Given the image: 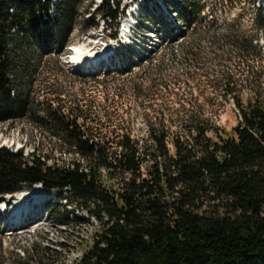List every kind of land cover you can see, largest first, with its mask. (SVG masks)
Returning <instances> with one entry per match:
<instances>
[{
  "label": "trees",
  "instance_id": "16d2710c",
  "mask_svg": "<svg viewBox=\"0 0 264 264\" xmlns=\"http://www.w3.org/2000/svg\"><path fill=\"white\" fill-rule=\"evenodd\" d=\"M81 1L0 0V123L36 116L41 129L58 137L30 154L26 144L16 151L0 146V202L10 205L39 184L60 191V200L74 198V210L89 216H76V223L92 218L99 228L73 264H264V75L257 65L264 45L258 34L244 33L236 20L222 32L211 24L192 27L201 8L199 0H186L177 47L147 56L145 65L138 60L139 72L121 88L111 78L112 110L92 111L76 99L66 110L47 102L36 111L28 78L43 56L65 52ZM99 12L115 25L119 9L110 0ZM93 21V15L86 19ZM256 27L264 30L260 8ZM24 45L41 50L35 65L19 55ZM130 63L119 74L132 73ZM197 81L210 89L201 91L208 109L193 99L188 84ZM243 85L249 86L246 100ZM125 91L143 110V137L118 114ZM218 99L232 100L238 111L230 131L220 125ZM58 153L76 161L57 164ZM50 255L49 246L34 244L19 263L44 264Z\"/></svg>",
  "mask_w": 264,
  "mask_h": 264
},
{
  "label": "rangeland",
  "instance_id": "374dc122",
  "mask_svg": "<svg viewBox=\"0 0 264 264\" xmlns=\"http://www.w3.org/2000/svg\"><path fill=\"white\" fill-rule=\"evenodd\" d=\"M185 1L167 0L174 8L171 12L167 11L166 6L163 5L166 18L163 15L158 17L164 20L168 19L169 23L165 27L167 33L163 37L162 44L157 45L151 43L150 39H145V42H142L143 47L139 46L136 48L135 46L141 56L135 55V52L133 54V48H130L125 51H119L116 60L110 62V64L106 61L102 64L101 60L98 68L89 65L81 69L76 68L72 59L69 58L72 54L71 47L85 45L89 51L95 53L108 48L113 49V45L109 43L110 35L118 28L117 26L108 25L109 30L107 29L104 32V36L107 38L101 40L100 25L97 24L98 19L101 21V17L94 14V21L86 22L87 17L90 16L87 9L90 13L93 0H82L77 8L76 23L70 42L64 48L65 52L43 56L36 73L28 78V81L33 84L34 92L32 95L35 98L34 106H36V111L38 109L41 110L39 104L47 102L57 107L61 105L66 110L76 105V99L81 100V103L86 105L88 109H92V111L98 107L105 108L108 111L112 110L110 100L107 101L106 99H111L114 92V84L110 83L111 78L115 77L118 79V81H115V85L119 84L118 86L121 88L123 79L133 77L135 73L139 72L142 66L137 64L138 60L142 61L141 65H145L144 62L147 56L157 58L166 54L169 47H177L182 37L181 32L185 29L183 19L179 15V12H182L181 7L185 6ZM115 2L121 3L122 1L115 0ZM198 3V7L201 8L198 9L200 11L199 18L201 17L203 20L200 21L198 18L196 24L192 27H202V25L211 24L212 30L222 32L227 25L236 20L238 29L246 34L257 33L259 44L264 45V30L261 32L256 27V9L260 8L264 13V0H199ZM161 25L165 26V22L163 21ZM191 30L192 28H189V31ZM172 33L175 36L174 38ZM202 44L206 46V42H202ZM205 50H207V47ZM39 53H41V50L37 46L24 45L19 55L22 57L27 55L29 57V65H35ZM129 54L133 56V59L127 56ZM129 61L131 62L132 73L119 74L124 68L122 66L123 63L127 64ZM226 65L230 68L233 67L230 64ZM257 65L261 69L262 75H264V55L260 57ZM121 67L123 68L121 69ZM200 84L198 81L189 82L188 86L193 92V99L197 98L196 105L208 109L210 104L203 98L205 96H203L201 91L209 93L210 89ZM185 87L183 89H175V91L182 93ZM241 88L243 89L244 100H246L249 95V86L243 85ZM120 92H123V90L118 93ZM125 92L123 97L116 98L122 103V105H119L118 114L123 117L122 121L125 125L129 121L133 128L134 136L143 137L144 118L141 114H138L142 113L141 111L143 110L137 108L132 93ZM160 103L158 102V104ZM216 103L222 109L220 125L230 131L238 122V111L232 100L223 102L218 99ZM184 105L186 108L191 107L188 102H185ZM179 106L178 103L170 104V107L174 109ZM36 113L37 115L41 114V112ZM107 121L108 119L103 117L102 122ZM116 123H120V121L117 120ZM40 124L36 121V116L9 124L6 122L0 123V146H5L15 151L26 144L23 147L24 154H30L34 145L38 146L39 143H43L39 149L41 151L42 149L46 150L49 145L47 141L57 140L58 137L41 129ZM106 126H108V123H106ZM108 136L110 137V135ZM73 161H76V155L58 153L54 156V162L57 164L67 165ZM59 194L60 191L50 192L49 201L39 204L38 210L41 214L37 212L32 219H27L25 221L27 225L24 228H13V226L8 224L9 218L5 219L4 214H0V264H20V261H27L29 255L32 254L34 244L47 245L52 250V255L43 259L44 264H72L73 260L81 255V251L85 248L96 229L99 228V224L92 218L88 221L76 223V216H82L86 219L89 216L84 211L76 212L74 210L75 205L70 203L71 200L74 201V198L60 200ZM0 204L3 203L0 202ZM12 206L13 203L10 210H13ZM66 218H68V221L62 222ZM29 264L36 263L30 262Z\"/></svg>",
  "mask_w": 264,
  "mask_h": 264
},
{
  "label": "built area",
  "instance_id": "2783aa9c",
  "mask_svg": "<svg viewBox=\"0 0 264 264\" xmlns=\"http://www.w3.org/2000/svg\"><path fill=\"white\" fill-rule=\"evenodd\" d=\"M122 2H115L110 0L114 8L119 9L120 18L118 19L119 28L118 35L115 39L110 38L109 43L114 45L115 49H127L128 47L133 48V54L140 55L137 47L144 45L145 39H150L151 43L162 44L164 35L167 33L165 27L167 20L162 19L165 22V26H162L163 22L160 17L161 8L159 5L162 4L163 0H121ZM104 0H93V6L91 8V15L93 12L98 11L103 5ZM118 3V4H116ZM166 8L173 11L169 2L165 4ZM173 13V12H172ZM101 21H97L99 24V32H101V40L106 39L104 36L105 30H109V23L111 20L108 17L100 15ZM129 18V19H128ZM136 46V48H135ZM125 51V50H124ZM133 59L131 54L127 55ZM129 63V62H128ZM127 63V64H128ZM127 64L124 62L123 67L126 68ZM121 67V69L123 68ZM123 68V69H124ZM76 259V258H75ZM74 261V260H73ZM73 264V263H72Z\"/></svg>",
  "mask_w": 264,
  "mask_h": 264
},
{
  "label": "bare ground",
  "instance_id": "6f19581e",
  "mask_svg": "<svg viewBox=\"0 0 264 264\" xmlns=\"http://www.w3.org/2000/svg\"><path fill=\"white\" fill-rule=\"evenodd\" d=\"M72 54L69 56L70 59H72L73 65L76 66V68H83L85 66L93 65L94 67H100L98 64L102 60V64L105 60H108L107 63L110 64L111 62V55L108 56L112 49L108 48L107 50H100L99 52H93L89 51L85 45L80 46H72L71 47ZM101 64V65H102ZM26 191V190H25ZM21 192L17 194L12 203H13V210H10L9 213L15 215L12 218H9L8 224L11 226H18L20 223L19 221L22 220V217L20 216L21 210L25 209V211L32 209L30 213L26 216L27 219H32L34 214L39 213L38 207L39 204L45 203L49 201V194L51 191H48L41 185H36L32 189L27 190L28 192ZM46 198V199H45ZM11 203V205H12ZM3 207V204H0V209ZM16 210V211H14ZM29 212V211H28ZM25 220V221H26ZM35 221V220H34ZM23 224V223H22ZM27 225V222H24V225H22L21 228H24Z\"/></svg>",
  "mask_w": 264,
  "mask_h": 264
},
{
  "label": "water",
  "instance_id": "95a60500",
  "mask_svg": "<svg viewBox=\"0 0 264 264\" xmlns=\"http://www.w3.org/2000/svg\"><path fill=\"white\" fill-rule=\"evenodd\" d=\"M70 49V48H69Z\"/></svg>",
  "mask_w": 264,
  "mask_h": 264
}]
</instances>
